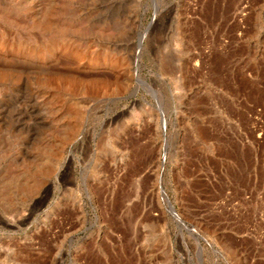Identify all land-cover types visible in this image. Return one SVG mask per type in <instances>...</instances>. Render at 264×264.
<instances>
[{
  "label": "rangeland",
  "instance_id": "rangeland-1",
  "mask_svg": "<svg viewBox=\"0 0 264 264\" xmlns=\"http://www.w3.org/2000/svg\"><path fill=\"white\" fill-rule=\"evenodd\" d=\"M0 264H264V0H0Z\"/></svg>",
  "mask_w": 264,
  "mask_h": 264
},
{
  "label": "water",
  "instance_id": "water-1",
  "mask_svg": "<svg viewBox=\"0 0 264 264\" xmlns=\"http://www.w3.org/2000/svg\"><path fill=\"white\" fill-rule=\"evenodd\" d=\"M141 43V40L139 39V44ZM144 81V80H143ZM146 82V81H144ZM136 94V89H134L132 91V93L130 94V96H134ZM86 129V127L84 126L83 129H82V132ZM78 139H80V135L78 136ZM69 153L71 151V148L68 149ZM164 192V191H163ZM165 193V192H164ZM165 195V201L167 202V205H168V209L170 208L173 212H175L174 210V206L172 205V203L170 202L168 196L166 195V193L164 194ZM174 214V213H173ZM176 214V213H175ZM181 223H184L183 221H181ZM178 224V223H177ZM179 225V224H178ZM186 225V224H185ZM187 226V225H186ZM188 228V226L186 227Z\"/></svg>",
  "mask_w": 264,
  "mask_h": 264
},
{
  "label": "bare ground",
  "instance_id": "bare-ground-1",
  "mask_svg": "<svg viewBox=\"0 0 264 264\" xmlns=\"http://www.w3.org/2000/svg\"><path fill=\"white\" fill-rule=\"evenodd\" d=\"M45 171H46V170H45ZM22 186H23V185H22ZM164 194H165V193H164ZM166 195H167V194H166ZM174 210H175V209H174ZM172 212H173V211H172ZM173 213H174V215H175V216H177V212H176V211H175V212H173ZM175 213H176V214H175Z\"/></svg>",
  "mask_w": 264,
  "mask_h": 264
}]
</instances>
